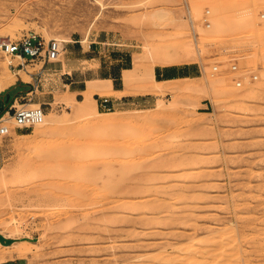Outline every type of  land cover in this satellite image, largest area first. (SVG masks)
Listing matches in <instances>:
<instances>
[{"label": "rangeland", "instance_id": "rangeland-1", "mask_svg": "<svg viewBox=\"0 0 264 264\" xmlns=\"http://www.w3.org/2000/svg\"><path fill=\"white\" fill-rule=\"evenodd\" d=\"M101 1L106 7L95 0H0L1 38L71 39L61 43L56 60L24 61L32 76L17 74L0 91L1 114L15 102L41 105L49 119L39 131L36 124L21 128L5 117L0 234L33 247L26 258L2 262L9 248L0 245V264H264V0L252 7L257 24L214 22L199 26L197 40L190 26L183 28L198 59L182 56L178 63L155 65L157 79L174 78L161 83L163 93H150L147 106L111 109L98 107L100 97L120 95L98 79L107 77L116 87L123 81L125 87L124 71L134 68L140 55L131 82L135 91L141 79H150L154 60L148 47L164 44L174 51L178 26L145 14L163 7L185 22L187 15L185 0ZM193 1L196 13L210 4L212 16L216 1L218 7L229 5V0ZM233 62L238 72L230 70ZM2 65L0 81L16 71ZM215 77L223 79L221 90L238 95L211 91ZM93 84L101 89L88 101ZM184 85L193 90H177ZM251 86L257 92L248 100ZM73 98L81 101L78 106ZM86 106L100 111L98 117L113 111L124 119L100 126L89 120ZM151 141L160 143L136 160L137 149ZM94 142L103 145L98 150ZM167 211L172 216L165 218Z\"/></svg>", "mask_w": 264, "mask_h": 264}, {"label": "bare ground", "instance_id": "bare-ground-1", "mask_svg": "<svg viewBox=\"0 0 264 264\" xmlns=\"http://www.w3.org/2000/svg\"><path fill=\"white\" fill-rule=\"evenodd\" d=\"M27 1V0H26ZM97 3H99L100 4V6L102 7V8H104V7H106V5H105V3L103 2V1H101V0H95ZM163 1H165V2H168V1H170V0H163ZM162 1V2H163ZM198 1H200V0H198ZM202 1V0H201ZM257 1H259V0H231V2H230V0H229V5L228 6H225V7H218V5H216V2L212 5L213 6V10H214V16H213V23L214 22H216L217 24H218V26L219 27H222V25L223 24H227V23H235V25H237V26H239L240 28L241 27H246V25H248L249 23H251V22H255L257 19H256V17L253 15V12H252V7L255 5V2H257ZM260 1H262V0H260ZM259 1V2H260ZM143 2H146V0L145 1H143ZM143 2H141V3H139V4H143L144 6H146L147 7V5H146V3H143ZM186 2H188L189 3V5H190V7H191V11H192V13L193 14H196V12L198 11V4H197V2L196 1H191V2H189V0H187ZM213 2V1H212ZM25 3V2H24ZM150 3H151V1H150ZM157 3H161V2H157ZM172 3V2H171ZM263 3V2H262ZM23 4V3H22ZM212 4V3H211ZM260 4V3H259ZM152 6H154V5H156V3H152L151 4ZM202 5V4H201ZM210 5V4H209ZM208 5V6H209ZM21 6V5H20ZM200 6V5H199ZM255 8V7H254ZM210 9H212V8H210ZM259 9V8H258ZM236 12V13H235ZM211 13H213V12H211ZM255 14V13H254ZM146 15V17H149V19H151V18H155V19H157V20H159V21H166V22H170V23H174L175 25H177L178 26V30H177V32H176V34L174 35V38H176L177 40L175 41V44L173 45V48H174V51L173 52H171L170 50H168V47L165 45V46H163V45H161L160 44V46H155V48H153V49H151V48H149L148 47V51L150 52V53H152V54H150V55H152V59L154 60V63H152L150 66H149V75H150V79L147 81V80H142L141 79V82H140V84H138L139 86L136 88V90L135 91H132L131 89V82H133V80H134V78H135V75H136V70H138V68L140 67V64H141V62H142V57L140 56V55H136V64H135V66H134V68H131V69H125V71H124V76H123V78H124V82H125V87H124V89L123 90H115V88H112V85H111V80L108 78V79H106V78H104V79H98V81H101V82H105L106 83V85H108V88L110 89V91L111 92H116L118 95H124V94H139V93H155V94H162L163 93V91L165 90V88H163V86L161 85V83L162 82H171V81H174V78L173 77H169V78H165V79H163V80H159V79H157L156 78V76H155V65H160V66H166V65H170V64H174V63H178V61L179 60H181L182 59V56H186V58L190 61V62H194V61H196L197 59H198V53H196L194 50H195V48H193V45H192V43H191V41L188 39V40H185V35L186 34H188V32L189 31H184V29L183 28H187V26H189L188 25V23H187V21L185 22V21H183L182 19H178V17L174 14V11L173 10H171V9H166V8H163V7H159V8H155L154 10H152L150 13H148V14H145ZM144 15V16H145ZM213 15V14H212ZM262 18H264V17H262ZM260 19V18H259ZM258 19V20H259ZM261 20V19H260ZM263 21H264V19H263ZM262 21V22H263ZM252 24V23H251ZM251 24H249V25H251ZM255 24H257L256 22H255ZM57 25V24H56ZM55 25V26H56ZM65 26V25H64ZM58 27V26H57ZM57 29V28H56ZM257 29V30H256ZM255 30L257 31V33L258 34H256V35H258L257 37L258 38H260L261 37V34L259 33V29H258V26H256V28H255ZM254 31V30H253ZM260 32H263V31H261L260 30ZM251 33H253L252 31H251ZM263 34V33H262ZM254 37V36H253ZM1 39H3V38H1L0 37V40ZM62 44H63V42H70L71 41V39L70 38H66V37H61V38H57ZM259 39H257V41H258ZM146 45H148V44H146ZM150 45V47H151V45L152 44H149ZM159 45V44H158ZM172 45V44H171ZM154 46V45H153ZM260 47V46H259ZM256 49V48H255ZM262 51H264V48L262 49V48H260ZM1 50V49H0ZM3 53H4V57H5V55H6V64H4V66L0 63V65H2V67L3 68H6L7 67V65L8 66H10L11 64H13V65H15V68H16V71L14 72V73H11V74H9L7 77H5L4 78V80H1L0 81V91L4 88V86H6L7 85V83L9 82V81H11V80H14L15 78H16V76L15 75H17V74H20V75H22L23 77L24 76H32V74H31V72H30V75H29V73H27V72H29V71H26V67H27V65L23 62V61H21L18 57H14V58H12L10 55H8L6 52H4V50H1ZM198 51V50H197ZM257 51V50H256ZM145 52H146V50H145ZM256 53V52H255ZM263 54V55H262ZM261 56H262V58H264V52L262 53L261 52ZM10 68V67H9ZM7 69V68H6ZM12 72V71H11ZM10 73V72H9ZM32 78V77H31ZM263 79H264V76L262 77ZM223 82V79H221L220 77H215V78H210V81H209V86H210V90L211 91H214V92H220V91H222L224 94H226V95H228V92H230L231 91V93L233 94V96H236V95H238V93H239V91H238V93L236 94L235 92H234V90H230V89H228V90H230V91H228L227 92V87H226V89L224 88L223 90H221L219 87L221 86H219V84H221ZM263 82V81H262ZM13 83V82H12ZM246 83H247V81H246ZM11 84V83H10ZM230 84H232L231 82H227L226 83V85L228 86V88H229V86H230ZM246 85V84H245ZM244 85V86H245ZM259 86V85H258ZM204 87V86H203ZM222 87V86H221ZM246 87V86H245ZM89 88H91V90H89L88 91V95H87V99H88V101L89 100H91V95H92V93H97L98 92V90H100L101 89V87H99L97 84H93V85H91ZM4 90V89H3ZM177 90H180V91H190V90H193V87L192 86H190V85H184V86H180V87H177ZM245 89H243V91H244ZM173 91V90H172ZM242 91V90H241ZM100 93H101V91H99ZM248 92V91H247ZM247 92H246V94H247ZM256 92H257V88H255V87H250L249 88V92H248V95H249V99L248 100H250V99H252L255 95H256ZM245 93V92H244ZM102 94V93H101ZM231 94V95H232ZM242 94V96L244 95L243 93H241ZM232 96V97H233ZM247 97V96H246ZM240 98H243V97H240ZM245 99V98H244ZM72 102H73V105L74 106H78V103L79 102H81L80 100H78V99H76V98H73L72 99ZM91 103V102H90ZM17 104V103H16ZM15 103H14V105L15 106H17ZM86 105V104H85ZM89 105V104H88ZM24 106V105H23ZM88 106H86L85 108H84V110H85V112H86V115H87V117L89 118V120H91V121H94V119L96 120V121H100L101 122V125L100 126H107V125H109V126H112V125H114V124H116V123H119V122H121V121H123V119H124V117H122L121 115H114V112L112 111L110 114H113V115H110V116H106V117H98L99 115H101L102 113H100V111H98L96 108H94V109H88L87 108ZM11 112L10 111H6V115L8 116L7 118H13V115H11L10 114ZM6 115H5V117H6ZM50 117V116H49ZM51 118V117H50ZM48 118H47V115L45 116V119L41 122V123H39V124H36L37 125V130H39V131H41V127H43V126H45L47 123H48ZM96 121H95V123H96ZM93 123V122H92ZM96 124H100L99 122H97ZM35 125V126H36ZM55 127H53V129H54ZM58 128V127H57ZM92 129V128H91ZM48 130H50V128L48 129ZM52 130V129H51ZM44 131V130H43ZM38 132V131H37ZM90 133H92V132H90ZM94 134V133H93ZM90 136H91V134H90ZM95 136V135H94ZM93 135H92V137H94ZM105 137V136H104ZM95 138V137H94ZM94 138L92 139L93 141H98V139H95L94 140ZM92 141V142H93ZM92 142L90 143V144H92ZM160 142H161V140H160ZM160 142H154V141H151V142H149V143H147V144H143V146H141L139 149H137V147H136V149H137V153H138V156H137V153H136V158L138 157V159H136V160H142L143 158H141L140 156H142L143 155V153H145L146 154V151L147 152H150L151 151V149H153L154 147H158V144L160 143ZM82 143V142H81ZM85 143V142H84ZM95 144H93L95 147H98L97 149L99 150V148H100V144L99 143H97V142H94ZM82 145V144H81ZM92 145V146H93ZM101 145H103V144H101ZM105 145H107V144H105ZM117 145V144H116ZM120 145V144H119ZM123 145V144H122ZM83 146V145H82ZM85 146H90V145H88V143L85 145ZM93 146V148H95ZM91 147V146H90ZM114 147V146H113ZM116 147V146H115ZM124 148L123 149H125V145L123 146ZM86 148H88V147H86ZM128 148H129V146H128ZM90 149V148H89ZM97 149H94L95 151L97 150ZM117 149V148H116ZM131 149V148H130ZM97 150V151H98ZM127 150V152L129 151L128 149H126ZM95 151H93V153L95 152ZM96 151V152H97ZM95 152V153H96ZM99 152V151H98ZM118 152H120V151H118ZM129 152H131V154H133L132 152H134V151H129ZM100 153V152H99ZM105 153V152H104ZM125 153V152H124ZM98 154V153H97ZM118 154V153H117ZM129 154V153H128ZM128 154H126V155H128ZM130 154V156H132ZM109 155V154H108ZM114 155V154H113ZM126 155H124V156H126ZM107 156V155H106ZM118 156H119V154H118ZM144 156V155H143ZM142 156V157H143ZM94 157H95V155H94ZM128 157H129V155H128ZM132 159H135V158H133V157H131ZM128 159H130V157L128 158ZM128 159L127 160H125V162L126 161H128ZM174 160L176 159V158H173ZM132 160H130V161H128V162H131ZM137 162V161H136ZM124 163V162H123ZM134 163H135V161H134ZM64 165V164H63ZM65 165H66V163H65ZM164 165V164H163ZM170 166V165H169ZM128 168V167H127ZM165 169V168H164ZM168 169V168H167ZM109 170V169H108ZM197 170H199V169H197ZM118 175V174H117ZM106 177V176H105ZM202 177V176H201ZM106 179V178H105ZM154 179V178H153ZM109 181V180H108ZM101 183V182H100ZM102 184V183H101ZM61 187H63V186H61ZM154 197V196H153ZM157 202V201H156ZM154 215V214H153ZM70 216V215H69ZM68 216V217H69ZM170 216H172V213L170 212V211H167V212H165V215H164V217L165 218H167V217H170ZM71 221V220H70ZM71 223H72V221H71ZM66 226V225H65ZM48 227V226H47ZM228 228H224L223 230H227ZM220 230V229H219ZM230 230V229H229ZM229 230H228V232H229ZM164 231V230H163ZM216 232V231H215ZM224 232V231H223ZM211 233V235L213 234L212 232H210ZM222 233V232H221ZM5 236V235H4ZM207 236H208V234H207ZM225 236H227L226 234H225ZM224 236V233L222 234V237H225ZM229 237V236H228ZM6 238H8V235H7V237ZM211 239H212V236L210 237ZM195 239V238H194ZM208 239V238H207ZM200 240V239H199ZM204 241H206V239L204 238ZM190 244V243H189ZM0 245L1 246H4L5 248H9L8 250L6 249V251L5 252H3V258L4 259H2L3 261L2 262H6L7 261V259L9 258L10 260H14V259H16V258H22V257H25L26 255H28V252L30 253V249H32V247L33 246H31V245H29V244H23V243H19V244H16V243H14L13 241L11 242V243H6V242H1L0 241ZM259 246V245H258ZM262 246V245H261ZM35 247H36V245H35ZM37 250V249H36ZM229 250V249H228ZM264 251V250H263ZM234 252H236V251H234ZM238 252V251H237ZM222 254L221 255H223V252H221ZM225 254H229V253H225ZM233 254H237V253H232V257L230 256V254H229V258H231V259H237V257H238V255L235 257ZM240 254V253H239ZM215 255H217V254H215ZM215 255H214V257H215ZM224 256V259L226 258L225 256L226 255H223ZM234 256V257H233ZM242 256H244V255H242ZM27 257V256H26ZM25 257V258H26ZM217 257V256H216ZM5 258H7V259H5ZM228 258V257H227ZM239 258V257H238ZM241 258V257H240ZM223 259V260H224ZM228 260V259H227ZM245 261V260H244ZM222 264H223V262H221ZM219 264H220V262H219ZM225 264V263H224Z\"/></svg>", "mask_w": 264, "mask_h": 264}, {"label": "built area", "instance_id": "built-area-1", "mask_svg": "<svg viewBox=\"0 0 264 264\" xmlns=\"http://www.w3.org/2000/svg\"><path fill=\"white\" fill-rule=\"evenodd\" d=\"M184 8L186 9L188 24L193 32L195 40H197L199 37V26L210 27L213 24L211 9L205 6L201 13L193 14L186 0L184 2ZM261 17H264V13H261ZM0 49L4 50V52L10 56L18 57L23 62L26 60L46 62L58 59L62 53L63 46L56 38L44 39L37 34H26L18 40L12 39L11 37L1 39ZM10 66L15 68L13 64ZM213 68L217 69L218 66L215 65ZM238 69L236 63L233 62L230 65V70L233 72H238ZM257 77L258 75L256 73L252 74L253 79H257ZM235 85H242V79L240 77L235 78ZM113 105V101L107 96L100 97L98 101V107L101 109H111ZM12 111L16 126L21 128L41 123L45 115L44 108L41 105L32 107L15 106ZM5 113L0 114V135L7 134L9 131V127L5 124Z\"/></svg>", "mask_w": 264, "mask_h": 264}, {"label": "crops", "instance_id": "crops-1", "mask_svg": "<svg viewBox=\"0 0 264 264\" xmlns=\"http://www.w3.org/2000/svg\"><path fill=\"white\" fill-rule=\"evenodd\" d=\"M124 70V68L122 69ZM155 76H156V70H155ZM172 76V74H171ZM107 78V77H104ZM112 88H115V90H123L124 89V84L123 81L121 82V86L120 87H116L113 83V81L111 82ZM150 93H137V94H124L122 96H114L111 98V100L113 101L114 105H130V104H135L136 106H147L150 102V100L152 99V97H150ZM15 103V102H14ZM14 103L9 107V111L13 109V107H15Z\"/></svg>", "mask_w": 264, "mask_h": 264}, {"label": "water", "instance_id": "water-1", "mask_svg": "<svg viewBox=\"0 0 264 264\" xmlns=\"http://www.w3.org/2000/svg\"><path fill=\"white\" fill-rule=\"evenodd\" d=\"M4 109V102L0 101V114ZM0 241L1 242H6V243H11L13 241V239L11 238H6L5 236H3L2 234H0Z\"/></svg>", "mask_w": 264, "mask_h": 264}, {"label": "trees", "instance_id": "trees-1", "mask_svg": "<svg viewBox=\"0 0 264 264\" xmlns=\"http://www.w3.org/2000/svg\"><path fill=\"white\" fill-rule=\"evenodd\" d=\"M167 77L169 78V77H172V76H167Z\"/></svg>", "mask_w": 264, "mask_h": 264}]
</instances>
